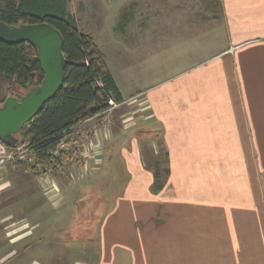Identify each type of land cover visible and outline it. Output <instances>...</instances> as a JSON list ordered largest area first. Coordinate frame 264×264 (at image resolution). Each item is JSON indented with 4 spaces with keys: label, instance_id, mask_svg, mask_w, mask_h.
<instances>
[{
    "label": "crops",
    "instance_id": "0c3cea01",
    "mask_svg": "<svg viewBox=\"0 0 264 264\" xmlns=\"http://www.w3.org/2000/svg\"><path fill=\"white\" fill-rule=\"evenodd\" d=\"M132 1L121 21L136 20L138 30L118 35H137L138 46L155 39L159 53L171 54L169 75L124 93L109 68L124 100L134 95L148 104L141 131L162 139L165 186L153 192L154 173L140 148L123 140L132 150L123 153L126 184L115 196L118 178L98 179L106 183L103 201L95 199L94 212H75L98 219L100 208L103 223L83 228L51 215L67 213L66 193L77 181L91 182L97 151L88 167L57 177L50 191L33 175L8 174L14 166L0 168V264H82L75 258L80 240H97L107 264H264V0ZM53 230L64 241L49 243Z\"/></svg>",
    "mask_w": 264,
    "mask_h": 264
},
{
    "label": "rangeland",
    "instance_id": "374dc122",
    "mask_svg": "<svg viewBox=\"0 0 264 264\" xmlns=\"http://www.w3.org/2000/svg\"><path fill=\"white\" fill-rule=\"evenodd\" d=\"M132 2V0H67L68 12L79 20L85 30L93 34L96 44L105 54L108 65L116 76L124 93H128L131 90L141 89L143 86L144 88L150 87L156 82V80L168 76L170 71L165 69V65L170 62L171 54L168 51L162 54L159 53L161 50L159 47L160 45H156L155 39H150L151 43L148 45L142 43L138 46V40L141 38L137 35L130 37H121L118 35V32L122 29L129 31L138 30L139 22L136 20L129 21L128 23H125L126 25L124 26L121 21V16L128 11ZM212 24L216 25L217 23L211 22V25ZM152 29L153 23H147V32L152 33ZM152 36L153 35L149 37ZM125 42H132L133 47L127 46V44H124ZM12 87V80L0 77V99L5 95V97L0 100V104H2L1 102L8 96ZM117 104L118 106L113 110L104 113L105 117L101 121L96 118L90 122H83L78 129L67 133L64 143L66 146H71L72 143L80 139L83 134L89 133L93 127H97V134L93 139L102 138L101 141H103V143L102 145L96 144L97 146H95L93 145L94 140L92 139V147L95 148L91 151H97L95 153L97 156V164L93 163L94 167H96L93 170V181L86 182L89 178L77 181V185L73 187V190L66 193L68 199L64 205L68 208L67 213L62 217L57 216L56 218V215H51L53 221H59L63 224L68 223L69 225L75 223L73 225H80L83 228L85 227V224H88L89 222H92V227L102 224L104 210L102 211V209H98L96 214L98 219L90 218L91 214H77L75 210H78V212L81 209H85L86 211V208H91L90 210H92V212L96 210V205L94 206L95 199L99 197V200L103 201L106 194V183L98 181L100 178H118L116 183L114 181L116 186L114 195L117 196L120 194L122 188L126 184V181H123V178L126 179L124 174L127 172L123 153L126 156L132 151L128 147L130 144H135V149L140 148V159L145 169L153 172L154 169L157 168L161 172L162 177L166 178V169H169L167 164L169 157L164 149L161 137L159 135L153 136L141 131L142 126H140V124L142 123L141 121H143V118H140L142 114L149 113L147 102L133 95L131 98H126L122 103ZM102 126H106L109 129L107 136L104 134L101 136L99 135ZM123 140L127 141V150L124 149L125 146H122ZM24 144H19L17 147L23 146ZM103 160H105V163L104 166H101ZM10 166H14L15 168L8 169V174H11V176H19L24 173L33 176L37 174V167H34L26 160L9 163L6 167L8 168ZM90 166L92 165L89 164V167ZM262 172H264V166L262 167L259 165V173ZM79 173L89 174V170H84V172L81 171ZM83 183H85L84 185L89 186L84 188L82 187ZM110 184L112 185L111 182ZM99 189L100 193L98 194L97 191ZM74 218L76 219L73 220ZM51 234H53V236H50L49 243H56L58 239L64 241L62 231L53 230L51 231ZM96 242L97 240H80L79 242H76L78 248L81 249V252L75 255L76 260H80L82 264H84L83 262L85 258L88 257L87 259H89L91 255V262L89 261L86 264H107L103 259L104 256L102 255L103 258L100 256L102 252H100V245L96 246ZM71 243L72 241L68 242V244ZM79 255L81 257H79ZM18 264H55V262L47 260L30 263L19 262Z\"/></svg>",
    "mask_w": 264,
    "mask_h": 264
},
{
    "label": "trees",
    "instance_id": "16d2710c",
    "mask_svg": "<svg viewBox=\"0 0 264 264\" xmlns=\"http://www.w3.org/2000/svg\"><path fill=\"white\" fill-rule=\"evenodd\" d=\"M0 20L14 26L46 22L63 35L67 59L63 88L19 135L20 145L29 142L38 163L45 164L67 133L90 117L101 121L110 100L120 104L124 98L105 54L93 34L68 12L67 0H0ZM0 77L13 82L8 96L20 97L39 86L44 75L37 49L30 43L7 44L0 40ZM153 172L152 190L159 192L166 181L159 169ZM168 175L167 168L165 177Z\"/></svg>",
    "mask_w": 264,
    "mask_h": 264
},
{
    "label": "water",
    "instance_id": "95a60500",
    "mask_svg": "<svg viewBox=\"0 0 264 264\" xmlns=\"http://www.w3.org/2000/svg\"><path fill=\"white\" fill-rule=\"evenodd\" d=\"M0 40L7 44L30 43L38 51L44 78L37 87L23 95H9L0 104V140L9 147H17L24 127L63 88L67 59L61 32L46 22L8 25L0 20Z\"/></svg>",
    "mask_w": 264,
    "mask_h": 264
},
{
    "label": "built area",
    "instance_id": "2783aa9c",
    "mask_svg": "<svg viewBox=\"0 0 264 264\" xmlns=\"http://www.w3.org/2000/svg\"><path fill=\"white\" fill-rule=\"evenodd\" d=\"M110 107L104 113L113 110L118 106L113 99L109 102ZM97 117L93 116L86 119L84 122H90ZM97 134V127L86 134H83L80 139L72 143L71 146H66L64 143L67 134L64 136L56 150L50 152V159L46 164H39L37 157L30 149L29 142L17 148H10L2 140H0V168H5L9 163L26 160L34 167H37V174L34 176L36 181L42 186L45 191H50L56 186V178L70 173L73 168H84L88 165V160L91 157L92 139ZM43 165V166H41Z\"/></svg>",
    "mask_w": 264,
    "mask_h": 264
}]
</instances>
